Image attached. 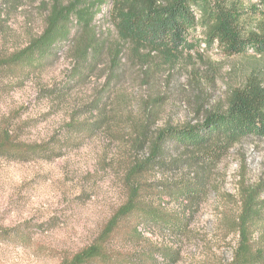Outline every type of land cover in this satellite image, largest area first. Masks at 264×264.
I'll return each instance as SVG.
<instances>
[{
	"label": "trees",
	"instance_id": "16d2710c",
	"mask_svg": "<svg viewBox=\"0 0 264 264\" xmlns=\"http://www.w3.org/2000/svg\"><path fill=\"white\" fill-rule=\"evenodd\" d=\"M9 1L0 0V4ZM104 4H109L104 19L114 30L112 41L94 25ZM197 27L203 29L205 46L217 45L227 56L251 52L254 64L242 83L231 88L224 101L215 103L200 97L210 82L191 67L187 84L197 103L191 117H164L169 93L155 88L154 80L165 77L167 83L175 71L188 70L198 54L200 41L193 35ZM64 44L70 45L71 80L92 72L106 56V84L89 101L97 117L88 126L110 130L114 123L125 129V149L131 160L124 168V203L89 245L60 264H160L158 258L174 264L176 252L167 247L123 252L112 246L113 236L121 220L132 215L137 220L127 235L130 240L147 239L137 230L139 225L152 233L182 235L188 226L186 211L193 214L207 197L211 175L231 149L247 139L264 141V0L251 5L242 0H51L43 31L23 49L0 59V69L39 67ZM124 65L140 70L146 88L134 113L119 111V101L109 109L103 102L110 99V82L120 80ZM0 156L25 162L59 155L46 144L17 142L7 125H2ZM155 175L160 177L147 182ZM145 194L158 201L146 202ZM161 196L180 204L181 213L167 210ZM239 202L233 223L238 241L226 264H264V182L243 186Z\"/></svg>",
	"mask_w": 264,
	"mask_h": 264
},
{
	"label": "rangeland",
	"instance_id": "374dc122",
	"mask_svg": "<svg viewBox=\"0 0 264 264\" xmlns=\"http://www.w3.org/2000/svg\"><path fill=\"white\" fill-rule=\"evenodd\" d=\"M242 1L251 5L258 0ZM50 3L10 0L0 4V59L40 35ZM108 5L100 8L94 25L112 41L114 30L104 19ZM202 33L197 27L193 34L200 44L188 70H174L167 83L165 77L154 80L155 88L169 93L164 117H191L197 104L187 84L191 67L210 82L200 97L215 103L224 101L254 64L251 52L227 56L217 45L205 46ZM69 46L60 45L56 56L39 67L0 69V126L7 125L17 142L46 144L59 155L25 162L0 156V264H60L64 257L89 245L126 198L122 181L125 164L131 160L125 149L126 130L114 123L110 130L88 126L97 117L88 104L106 84L107 58L86 76L71 80ZM123 67L120 80L110 82V99L103 102L109 109L119 101V111L134 113L146 88L139 69ZM159 177L150 176L147 182ZM258 182H264V141L247 139L231 149L213 171L208 195L194 213L186 211L185 233L148 232L145 240H130L127 235L137 220L132 215L121 220L112 246L123 252L167 247L176 252L174 264H226L238 241L233 223L239 213L240 190ZM144 198L158 201L151 194ZM160 199L167 210L181 213L180 204L167 196ZM158 261L170 264L162 258Z\"/></svg>",
	"mask_w": 264,
	"mask_h": 264
},
{
	"label": "built area",
	"instance_id": "2783aa9c",
	"mask_svg": "<svg viewBox=\"0 0 264 264\" xmlns=\"http://www.w3.org/2000/svg\"><path fill=\"white\" fill-rule=\"evenodd\" d=\"M137 230L144 236H147L148 235V231L147 229L143 226V225H139L137 227Z\"/></svg>",
	"mask_w": 264,
	"mask_h": 264
}]
</instances>
